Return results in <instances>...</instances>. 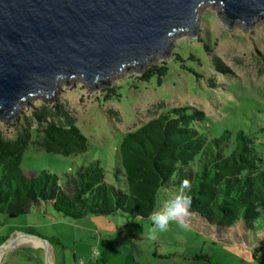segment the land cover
<instances>
[{
    "label": "rangeland",
    "instance_id": "rangeland-1",
    "mask_svg": "<svg viewBox=\"0 0 264 264\" xmlns=\"http://www.w3.org/2000/svg\"><path fill=\"white\" fill-rule=\"evenodd\" d=\"M198 28L197 39L176 36L169 55L152 63L168 67L161 85L155 77L139 81V75L130 71L110 80L118 96L103 101L106 86L89 92L79 78L70 85L61 84L58 101L86 137L88 149L74 156L47 153L30 145L21 157L22 171L29 175L47 170L57 175L64 188L67 176L82 164L98 160L107 178L125 191L121 175L112 174L121 138L172 108H185L195 115L194 128L208 138L226 129H242L256 136L264 150V22L249 30L228 28L221 24L217 10L205 5ZM176 54L182 62L176 60ZM46 104L50 103L42 99L23 104L14 123L0 120L2 134L14 138L18 130L36 128L34 112ZM175 190L159 192L155 210ZM38 203L40 206L33 204L29 212L15 218L0 213V236L19 231L45 240L53 264H264V233L247 230L243 222L231 227L209 226L190 213L185 226L170 223L161 232L154 229L150 216L132 219L118 212L71 219L58 215L45 202ZM39 248L45 257L46 250ZM19 251L11 255L17 256ZM197 255H206L210 262L195 260Z\"/></svg>",
    "mask_w": 264,
    "mask_h": 264
},
{
    "label": "trees",
    "instance_id": "trees-1",
    "mask_svg": "<svg viewBox=\"0 0 264 264\" xmlns=\"http://www.w3.org/2000/svg\"><path fill=\"white\" fill-rule=\"evenodd\" d=\"M203 47L209 51L206 43ZM167 72L165 63L152 64L136 78L147 82L155 77L161 85ZM116 89L105 88L103 101L118 96ZM34 119L36 128L18 130L14 138L0 130V213L9 218L27 212L35 202L50 203L58 215L71 219L118 212L146 218L155 211L159 192L188 180L190 213L205 224L231 227L243 222L247 230L264 233V150L251 133L226 129L208 138L194 128L195 115L172 108L121 138L112 174L121 175L125 191L107 178L98 160L78 167L61 188L57 175L47 170L26 175L20 167L24 151L34 145L47 153L78 156L87 151V139L59 101L41 106ZM193 258L210 262L206 255Z\"/></svg>",
    "mask_w": 264,
    "mask_h": 264
},
{
    "label": "water",
    "instance_id": "water-1",
    "mask_svg": "<svg viewBox=\"0 0 264 264\" xmlns=\"http://www.w3.org/2000/svg\"><path fill=\"white\" fill-rule=\"evenodd\" d=\"M205 5L228 28L264 22V0H0V120L14 123L35 99L56 103L76 78L96 92L141 75L176 36L198 38Z\"/></svg>",
    "mask_w": 264,
    "mask_h": 264
},
{
    "label": "crops",
    "instance_id": "crops-1",
    "mask_svg": "<svg viewBox=\"0 0 264 264\" xmlns=\"http://www.w3.org/2000/svg\"><path fill=\"white\" fill-rule=\"evenodd\" d=\"M33 204L40 206V203L35 202ZM33 204L27 212H29ZM45 204L50 205V203L46 202ZM39 247L46 250L45 257ZM16 250H20L19 254H24L22 256H19V254L17 256L11 255V252ZM31 253L39 254V256L31 257ZM44 260L45 264H53L49 245L45 242L28 237L19 231L13 232L10 236H0V264H44Z\"/></svg>",
    "mask_w": 264,
    "mask_h": 264
},
{
    "label": "clouds",
    "instance_id": "clouds-1",
    "mask_svg": "<svg viewBox=\"0 0 264 264\" xmlns=\"http://www.w3.org/2000/svg\"><path fill=\"white\" fill-rule=\"evenodd\" d=\"M190 183L184 180L172 195L163 204L160 210H155L150 215L154 229L163 232L169 228L170 223H175L181 227L185 226V218L190 215L191 196Z\"/></svg>",
    "mask_w": 264,
    "mask_h": 264
}]
</instances>
